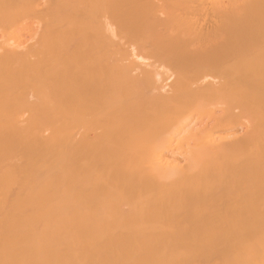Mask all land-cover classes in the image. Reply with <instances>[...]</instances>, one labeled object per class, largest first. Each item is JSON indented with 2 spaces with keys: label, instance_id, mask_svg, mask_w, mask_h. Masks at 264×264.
Listing matches in <instances>:
<instances>
[{
  "label": "bare ground",
  "instance_id": "obj_1",
  "mask_svg": "<svg viewBox=\"0 0 264 264\" xmlns=\"http://www.w3.org/2000/svg\"><path fill=\"white\" fill-rule=\"evenodd\" d=\"M0 264H264V0H0Z\"/></svg>",
  "mask_w": 264,
  "mask_h": 264
}]
</instances>
